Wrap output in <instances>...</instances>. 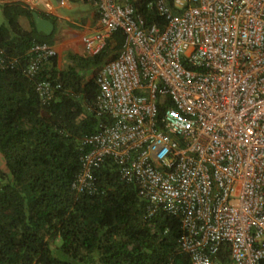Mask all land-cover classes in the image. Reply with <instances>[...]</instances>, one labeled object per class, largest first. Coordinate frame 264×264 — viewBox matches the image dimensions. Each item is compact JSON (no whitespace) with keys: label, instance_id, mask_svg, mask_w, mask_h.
I'll return each mask as SVG.
<instances>
[{"label":"built area","instance_id":"2783aa9c","mask_svg":"<svg viewBox=\"0 0 264 264\" xmlns=\"http://www.w3.org/2000/svg\"><path fill=\"white\" fill-rule=\"evenodd\" d=\"M15 1L53 12L44 0ZM87 1L100 29L83 36L86 56L118 32L125 43L96 75L94 111L108 122L83 140L73 191L95 193L94 171L112 159L149 217L180 218L191 264H262L264 0H157L163 27L147 26L134 0ZM30 55L34 77L58 52L38 43ZM59 87L38 85L44 104Z\"/></svg>","mask_w":264,"mask_h":264},{"label":"trees","instance_id":"16d2710c","mask_svg":"<svg viewBox=\"0 0 264 264\" xmlns=\"http://www.w3.org/2000/svg\"><path fill=\"white\" fill-rule=\"evenodd\" d=\"M156 2L134 0L147 26L163 27ZM2 11L0 264H191L179 250L185 235L180 218L163 210L149 217L148 202L135 185L121 180L114 160L94 171L95 193L72 189L89 151L83 140L108 122L94 111L96 70L119 56L123 33H116L101 54L78 58L75 67L58 72L53 58L31 77V48L53 45L54 35L37 31L23 2L4 4ZM86 69H95L94 76L80 73ZM43 82L60 86L46 104L37 91Z\"/></svg>","mask_w":264,"mask_h":264},{"label":"crops","instance_id":"0c3cea01","mask_svg":"<svg viewBox=\"0 0 264 264\" xmlns=\"http://www.w3.org/2000/svg\"><path fill=\"white\" fill-rule=\"evenodd\" d=\"M15 0H0V8L4 4L12 3ZM60 0H44L42 5L49 3L53 12L47 15L43 10L39 14L47 18L55 25L53 46L58 52V72L65 71L77 65L78 58H88L85 53L83 36L91 35L100 29L98 7L87 0H68L66 6L59 4ZM45 18V17H44ZM22 25L31 29L26 18L21 19ZM113 38L109 41L111 42ZM95 69H86L80 73L90 78ZM80 95V93H77Z\"/></svg>","mask_w":264,"mask_h":264},{"label":"water","instance_id":"95a60500","mask_svg":"<svg viewBox=\"0 0 264 264\" xmlns=\"http://www.w3.org/2000/svg\"><path fill=\"white\" fill-rule=\"evenodd\" d=\"M33 18L38 32H42L48 37L53 35L55 25L51 20L42 17L38 12H33Z\"/></svg>","mask_w":264,"mask_h":264},{"label":"rangeland","instance_id":"374dc122","mask_svg":"<svg viewBox=\"0 0 264 264\" xmlns=\"http://www.w3.org/2000/svg\"><path fill=\"white\" fill-rule=\"evenodd\" d=\"M5 24V19H4V15H3V11L2 8H0V26ZM99 70H96V73H98ZM95 74V71L90 75V78L93 77ZM1 162V159H0Z\"/></svg>","mask_w":264,"mask_h":264}]
</instances>
